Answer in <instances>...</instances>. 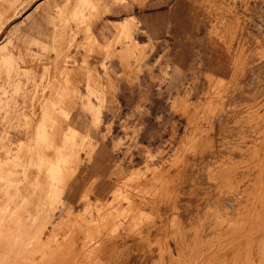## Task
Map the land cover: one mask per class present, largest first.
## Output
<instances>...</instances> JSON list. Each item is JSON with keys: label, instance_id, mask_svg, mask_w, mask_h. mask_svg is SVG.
I'll return each mask as SVG.
<instances>
[{"label": "rangeland", "instance_id": "374dc122", "mask_svg": "<svg viewBox=\"0 0 264 264\" xmlns=\"http://www.w3.org/2000/svg\"><path fill=\"white\" fill-rule=\"evenodd\" d=\"M96 1L0 0V264H264V0H191L219 68L182 71L140 67L132 20L100 42Z\"/></svg>", "mask_w": 264, "mask_h": 264}, {"label": "crops", "instance_id": "0c3cea01", "mask_svg": "<svg viewBox=\"0 0 264 264\" xmlns=\"http://www.w3.org/2000/svg\"><path fill=\"white\" fill-rule=\"evenodd\" d=\"M105 4L107 12L93 23L95 36L100 42H104V38H110L114 34L112 23L132 20L135 24V28L131 30L132 36L139 46L147 48V56L141 61V68H156L169 63L182 71L192 68L200 57L203 67L218 70L217 64L207 57V41L191 0H105ZM51 32L53 29L43 24L41 28L27 32L26 36L47 44L45 38ZM48 43L50 44V40ZM34 50L36 49H32ZM159 61L160 65H157ZM114 67L119 66L116 64ZM139 78L140 76L138 80ZM123 82L128 84L124 80ZM141 83L148 82L144 79ZM121 100L124 98L121 97Z\"/></svg>", "mask_w": 264, "mask_h": 264}, {"label": "bare ground", "instance_id": "6f19581e", "mask_svg": "<svg viewBox=\"0 0 264 264\" xmlns=\"http://www.w3.org/2000/svg\"><path fill=\"white\" fill-rule=\"evenodd\" d=\"M78 2H79V4L81 5L82 8H84V9L87 8V10H89V9H93V10H94V9H97V8H98V5H97L98 3H97L96 0H78ZM73 4H74V2L72 3V5H73ZM72 5H71V6H72ZM80 5H79V6H80ZM71 6H70V8H71ZM82 8H81V9H82ZM88 8H89V9H88ZM70 10H71V9H70ZM75 11H76V10H75ZM75 11H74V13H76ZM70 13H73V11L70 12ZM70 15H71V14H70ZM74 16H75V15H74ZM130 21H131V20H129V21H124L123 23L118 22L117 25H118V29H120L119 31H124L125 29H127V28H128V23H129ZM117 25L115 24L114 26L117 27ZM116 27H115V28H116ZM130 33H131V32H130ZM121 34H122V33H121ZM92 36H93V35H92ZM92 39H93V38H92ZM94 39H95V38H94ZM94 39H93V40H94ZM94 41H95L96 44H99V43H97L96 40H94ZM133 43L135 44V46L140 47V46L138 45V43L136 42L135 39L133 40ZM141 47H142V46H141ZM141 47H140V48H141ZM85 64H86V63H85ZM101 69H102V68H101ZM104 69H105V68H104ZM89 102L91 103V101H89ZM51 103H52V102H51ZM51 103H49V104H51ZM47 104H48V103H47ZM52 104H53V103H52ZM91 104H92V103H91ZM86 105H87V104H86ZM44 106H45V105H44ZM49 106L52 108L53 105H49ZM49 106H48V107H49ZM54 106H55V105H54ZM43 108H45V107H43ZM91 108H92V107H91ZM45 109H47V108H45ZM52 109H55V108H52ZM52 109H51V110H52ZM51 110H50V111H51ZM60 110H61V109H60ZM45 112H46V111H45ZM45 112H44V113H45ZM100 113H101V112H100ZM42 114H43V113H42ZM45 114H46V113H45ZM45 114H43V115H45ZM43 115H42V116H43ZM47 115H48V112H47ZM52 115H53V114H52ZM52 115H49V117L52 116ZM40 117H41V116H40ZM43 117H44V116H43ZM46 117H47V116H46ZM49 117L46 118V119L48 120ZM52 117H53V116H52ZM52 117H50V118L52 119ZM41 119H42V117H41ZM51 119H50V120H51ZM53 119H54V118H53ZM42 120H43V119H42ZM44 121H46V120H44ZM55 121H56V120H55ZM55 121H53V122L55 123ZM57 121H58V120H57ZM57 121H56V123H57ZM39 122H40V121H39ZM39 122H38V123H39ZM41 122H43V121H41ZM51 122H52V121H51ZM53 122H52L53 125L50 124L51 126H54V125H55ZM44 123H46V122L41 123V125H40V124L37 125V126H38V128H36V134H37V136H36V134H35L34 137L36 136V139H37V138H38L39 140L41 139L42 141H44V143L46 142V144H49V136H50V135H49L48 129L45 128V127L47 126V124L45 125ZM49 123H50V122H49ZM59 123H60V122H59ZM39 125H40V126H39ZM44 125H45V126H44ZM56 125H58V123H57ZM37 126H35V127H37ZM59 126H60V125H59ZM70 131H71V134H70V135H72V134L74 135L75 133L77 134V132H76L74 129H71ZM70 131H69V132H70ZM67 132H68V131H66V133H65L64 136H63L64 139L62 138V141H61L62 143H61L59 146L57 145V147H56L57 149L59 148V150H61V151H63V150L65 149V143H66V141L72 139V136L69 137V135L67 134ZM34 137H33V139H34ZM31 138H32V137H31ZM33 139H32V141H33ZM36 139H35V140H36ZM39 140H37V142H38ZM41 140H40V141H41ZM42 141H41V142H42ZM63 141H64V142H63ZM35 142H36V141H35ZM41 142H40V143L38 142L37 145L40 144V146H41ZM31 143H32V142H31ZM22 145H24V141H23V140H18V142H17V147H18V149L21 148ZM66 145H67V144H66ZM35 146H36V145H35ZM42 146H43V144H42ZM29 147H31V145H30ZM45 148H46V147H45ZM52 148H53V146H52ZM30 149H31V148H30ZM34 149H35V147H34ZM36 149H37V148H36ZM38 149H39V148H38ZM40 149H41V147H40ZM40 149H39V150H36V151L38 152V151H40ZM57 149H56V150H57ZM53 150H54V149H53ZM11 151H12V150H11ZM41 151H42V150H41ZM41 151H40V152H41ZM43 152H44V150H43ZM58 152H59V151H58ZM21 153H23V152H21ZM32 153H33V152H32ZM56 153H57V152H56ZM37 154H40V155H41V153H37ZM42 154H43V153H42ZM57 154H58V153H57ZM24 155H25V153H24ZM44 155H45V153L43 154V158L45 157ZM28 156H29V155H28ZM31 156H32V155H31ZM19 157H20V156H19ZM21 158H24V157H21ZM26 158H27V157H26ZM28 158H29V157H28ZM38 158L40 159V157H38ZM38 158H37V159H38ZM41 159H42V157H41ZM44 159H45V158H44ZM21 160H22V159H21ZM23 160H24V159H23ZM23 160H22V161H23ZM34 160H35V159H34ZM34 160H33V161H34ZM42 160H43V159H42ZM31 161H32V160H30V163H31ZM36 161H37V160H36ZM38 161H39V160H38ZM40 162H41V160H40ZM40 162H39V163H40ZM44 162H45V160H44ZM44 162H43V163H44ZM3 163L5 164V162H3ZM41 163H42V162H41ZM262 163H263V162H262ZM42 165H44V164H42ZM262 165H263V164H262ZM19 166H20V164H19ZM35 166H36V165H35ZM9 167H10V165H9ZM15 167H16V165H15ZM48 167H49V166H48ZM48 167H47V168H48ZM51 167H52V166H51ZM261 167H262V166H261ZM6 168H7V167H6ZM18 168H19V167H18ZM18 168H17V169H18ZM41 168H42V167H41ZM41 168H38V170L41 169ZM47 168H45V169H47ZM54 168H55V167H54ZM56 168H57V167H56ZM56 168H55V169H56ZM262 168H263V167H262ZM262 168H260L259 170H257V172H255V173H260V175H261V176H260L261 179L264 180V176H263V174H264V168H263V169H262ZM0 169H1V168H0ZM8 169H9V168H7V170H8ZM17 169H16V170H17ZM251 169H252V168H251ZM11 170H12V169H11ZM42 170H43V169H41V171H42ZM48 170H49V169H48ZM48 170H47V171H48ZM221 170H222V169H221ZM230 170H232V169L230 168ZM234 170L239 171L240 169H239V170H238V169H233L232 171H229V169H228V170H227V169H224V170H222L221 172H220V171H219V172H220V174H228V176H229V174H230V175L232 174V175H234L235 177H238V176L235 175V174L237 173V171H234ZM247 170H248V169H246V171H247ZM13 171L16 172V171H15V168L12 170V172H13ZM24 171H25V170H24ZM41 171H40V172H41ZM216 171H217V170H216ZM255 171H256V169H255ZM7 172H8V171H7ZM10 172H11V171H10ZM10 172H8V173H10ZM43 172H44V171H43ZM217 172H218V171H217ZM235 172H236V173H235ZM241 172H242V171H241ZM241 172H239V174H240ZM253 172H254V170H253V171H252V170H251V171H247V173H249V174H255V173H253ZM8 173H7V174H8ZM19 173H20V172H19ZM21 173H23V172H21ZM35 173L37 174L38 171H37V172L35 171ZM45 173L47 174V172H45ZM48 173L51 174V172H48ZM10 174H11V173H10ZM39 174H40V173H39ZM39 174H38V177H39ZM216 174H217V173H216ZM216 174H215V175H216ZM243 174L245 175V173H243ZM11 175H12L13 177L15 176V174H11ZM17 175H18V173H17ZM17 175H16V176H17ZM29 175H30V177H31V174H29ZM32 175H33V172H32ZM41 175H42V174H41ZM237 175H238V173H237ZM247 175H248V174H247ZM247 175H246V178H247ZM256 175H257V174H256ZM9 176H10V175H9ZM24 176H25V175H24ZM33 176H34V175H33ZM217 176H219V174H218ZM220 176H221V175H220ZM223 176H224V175H223ZM223 176H222V177H223ZM228 176H226V179L228 178ZM251 176H252V175H251ZM257 177H258V176H257ZM260 177H259V179H257V178H256V179L259 181V180H260ZM14 178H15V177H14ZM16 178H17V177H16ZM33 178H34V177H33ZM36 178H37V177H36ZM39 178H40V177H39ZM51 178H52V177H51ZM229 178L231 179V176H230ZM8 179H9V177H8ZM53 179H54V178H53ZM220 179H221V178H220ZM232 179H233V177H232ZM232 179H231V180H232ZM251 179H252V177H251ZM256 179H254V180L257 181ZM10 180H11V179H10ZM224 180H225V179H224ZM245 180L247 181V179H245ZM245 180H244V181H245ZM0 181H1V179H0ZM229 181H230V180L228 179V182H227V183H230V184H231V182H229ZM246 181H245V182H246ZM255 181H254V182H255ZM1 182H3V181H1ZM4 182H5V181H4ZM4 182H3V184H4L3 186L6 187L8 183H6V186H5V183H4ZM10 182H11V181H10ZM10 182H9V183H10ZM242 182H243V181H242ZM245 182H243V183H245ZM248 182H249V181H248ZM248 182H247V183H248ZM252 182H253V179H252ZM252 182H251V183H252ZM260 182H261V181H260ZM0 184H1V183H0ZM220 184H221V182H220ZM252 184L254 185V187H253V185H251V184H248V186H247V184H246V186L243 184L244 188L246 189V192H248V193H249L250 191H251V192H264V182L260 183V185H259V183H256V186L258 185V188L255 187V184H254V183H252ZM8 185L11 186V183L8 184ZM3 186H1V188H2ZM6 188H7V187H6ZM8 188H10V187L8 186ZM8 188H7V190H8L7 192H9V189H8ZM3 189H4V188H3ZM182 189H185V186H184ZM245 189H243V190H245ZM247 189H248V190H247ZM255 189H256L257 191H256ZM5 190H6V189H4V192H6ZM7 192H6V193H7ZM243 192H244V191H243ZM1 193H3V192H1ZM9 193H11V192H9ZM248 193H246V196L249 195ZM14 194H15V192H14ZM14 194H12V196H13ZM2 195H4V193H3ZM16 195H17V194H15L13 197H15ZM255 195H256V194H255ZM4 196H6V194H5ZM249 196H251V195H249ZM253 196H254V195H253ZM256 196H257V195H256ZM260 196H263V197H264V194H261ZM260 196H259V197L257 196L258 199L256 198V200H259ZM247 197H248V196H247ZM0 198H1V197H0ZM2 198H3V197H2ZM2 198H1V199H2ZM11 198H12V197H11ZM250 198H251V197H250ZM254 198H255V196H254ZM261 198H262V197H261ZM1 199H0V205H2V203H3V202L1 203ZM7 199H8V198H7ZM12 199H14V198H12ZM12 199H11V202L13 201ZM245 199H249V198H245ZM252 199H253V197H252ZM3 200H4V198H3ZM3 200H2V201H3ZM8 200H9V199H8ZM8 200H7V202H8ZM247 201H248V200H247ZM253 201H254V200H252V202H253ZM9 202H10V201H9ZM11 202H10V203H11ZM249 202H250V200H249ZM252 202H251V203H252ZM254 202H255V201H254ZM247 203H248V202H247ZM256 203H259L260 207H261V206L264 207V198H263V199H260V200H259L258 202H256ZM7 204H8V206H9V203H7ZM12 204H13V203H11V205H12ZM249 204H250V203H249ZM11 205H10V206H11ZM247 205H248V204H247ZM251 205H252V204H251ZM4 206H6V207L8 208L7 205H3V207H4ZM0 207H1V206H0ZM3 207H2V208H3ZM0 209H1V208H0ZM9 209H11V208H9ZM7 210H8V209H7ZM3 211L5 212V210H3ZM3 211H2V212H3ZM9 211H10V210H9ZM2 212H1L0 220H1V221L3 220V221H5V222H7V221H6L7 219H5V218H6V217L8 218V217H10V216L7 214V212H5V213H4V212L2 213ZM87 212H88V211H87ZM8 220L10 221V219H8ZM3 221H2V224H3ZM0 223H1V222H0ZM5 224H6V223H5ZM6 225H8V222H7ZM1 226H2V225H0V227H1ZM3 227H5V226H2V228H0L1 231H2ZM7 227H9V226H7ZM72 230H73V229H72ZM83 230H84V229H82V231H83ZM85 230H86V228H85ZM87 230H88V229H87ZM220 230H221V228L218 229V231H217V235H218L219 237H222V236H221V231H220ZM1 231H0V232H1ZM79 231L81 232V229H80ZM223 231H224V229H223ZM74 232L76 233V230H75ZM225 232H226V231H225ZM225 232L222 233L224 236L227 235V234L225 235ZM71 234H72V233H71ZM82 234H83L82 232L79 233V235H81V236H82ZM69 235H70V233H69ZM74 235H75V234H74ZM228 235H229V234H228ZM76 236H78V235H76ZM82 238H83V236H82ZM78 239H79V238H77V241H78ZM83 240H84V239H82L81 241H83ZM77 241H76V242H77ZM81 241H80V244H81ZM100 243H102V242H99L98 244H100ZM244 243H246V244L248 245V241H246V242H244ZM82 244H83V242H82ZM91 244H93V242H91ZM94 246H95V245H94ZM98 246H99V245H98ZM101 246H102V245H101ZM1 249H2V248H1ZM1 249H0V251H1ZM2 250H3V249H2ZM45 251H46V250H45ZM203 251H206V248H205ZM221 253H222V255H224V254L226 253V250L223 248V249L221 250ZM44 254H45V253H44ZM210 254H211V250H210L208 253H206L203 257H204V258H205V257H208ZM218 254H219V252L216 251V252H215V255H216L215 258H216V259H215L214 264H220V262L218 261V260H219V259H218ZM41 255H42V254H41ZM81 257H82V256H81ZM234 257H235L234 254H233V256H230L231 260H233ZM42 258H43V257H42ZM63 258H64V257H62L61 259H63ZM74 258H75V257H74ZM74 258H73V259H74ZM78 258H79V257H78ZM23 259H24V258H23ZM58 259H60V258H58ZM61 259H60V260H61ZM64 259H65V258H64ZM52 260H53V259H52ZM55 260H57V259L55 258ZM55 260H53V261H54V262H57V261H55ZM75 260H76V259H75ZM75 260H74V261H75ZM81 260H83V258L80 259V261H81ZM23 261H24V260H23ZM23 261H22V262H23ZM53 261H52V264H53ZM72 261H73V260H72ZM72 261H71V262H72ZM80 261H79L78 264H81L84 260H83L81 263H80ZM24 262H25V261H24ZM47 262H49V260H48ZM59 262H60V261H59ZM62 262H63V260L61 261V264H63ZM65 262L69 264L70 261L67 262V258H66V261H65ZM87 262H89V260H88ZM87 262H85V263L87 264ZM25 263H27V262H25ZM50 263H51V262H50ZM72 263H73V262H72ZM72 263H70V264H72ZM93 263H94V262H93ZM93 263H92V264H93ZM45 264H46V262H45ZM48 264H49V263H48ZM55 264H56V263H55ZM59 264H60V263H59ZM73 264H74V263H73ZM83 264H84V263H83Z\"/></svg>", "mask_w": 264, "mask_h": 264}]
</instances>
